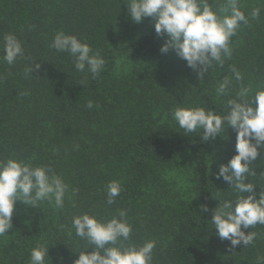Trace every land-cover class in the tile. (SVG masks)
<instances>
[{"label":"trees","instance_id":"obj_1","mask_svg":"<svg viewBox=\"0 0 264 264\" xmlns=\"http://www.w3.org/2000/svg\"><path fill=\"white\" fill-rule=\"evenodd\" d=\"M206 2L218 14L226 4ZM123 3L127 0H0V57L7 34L24 51L13 65L0 61V160L48 166L69 186L62 208L47 201L37 208L16 202L13 229L0 236V264H30L31 249L40 245L49 246L45 264H58L59 257L73 264L75 253L89 247L75 235L73 217L107 221L119 218L121 210L132 227L121 243L156 241L152 264H258L264 258V225L242 228L257 236L233 248L208 222L218 200L237 195L216 179L218 165L235 154V132L228 128L204 142L203 130L186 135L171 113L204 106L223 116L242 85L253 92L264 88V0H239L249 23L232 38L231 58L210 68L203 80L174 52L162 54L164 40L149 18L133 23ZM61 31L100 53L105 65L98 76L76 71L73 57L51 47ZM33 62L39 71L26 75ZM233 68L243 80L233 78L228 95L217 97L216 86L232 77ZM251 171L245 183L264 190V157L252 162ZM111 181L120 183L121 192L108 204Z\"/></svg>","mask_w":264,"mask_h":264},{"label":"clouds","instance_id":"obj_2","mask_svg":"<svg viewBox=\"0 0 264 264\" xmlns=\"http://www.w3.org/2000/svg\"><path fill=\"white\" fill-rule=\"evenodd\" d=\"M123 4L133 23L139 24L149 18L156 35L164 40L160 52H174L196 73L198 80H203L214 65L222 67L225 60L231 58L232 38L240 27L249 23L240 10L239 0H226L219 14L206 0H127ZM259 13L260 9H253L251 17L255 19ZM3 40L4 55L0 61L13 65L18 57L24 55L22 44L14 34L5 35ZM51 47L73 57L74 68L78 72L87 70L95 77L105 65L99 52H93L86 42H81L74 35L58 32ZM33 64L26 69V75L33 70L39 71L40 64L36 63L34 67ZM233 78L238 82L243 80L242 74L233 68L232 77L225 76L216 86L217 97L228 95ZM86 107L92 109L93 103L89 101ZM227 108L223 116L204 106L177 107L171 115L186 135L203 130L204 142L220 137L228 128L235 132V154L227 163L218 165L216 179L227 183L228 189L237 195L234 200H218L219 204L212 209L211 220L208 221L218 238L229 241L234 248L250 245L257 236L254 231L245 234L242 228L264 225V190L257 192V186L245 183L249 175L255 174L251 171L252 162L258 156L264 157L261 156L264 153V88L253 92L250 87L242 85L236 97L227 100ZM68 187L63 178L48 166L33 167L13 158L0 160V236L13 229L16 202L37 208L39 202L47 201L56 208H62ZM120 192L118 181L109 182L107 203H114ZM199 207L201 211L209 212L207 206ZM118 217L107 221L88 214L73 217L75 235L89 245L75 253L78 258L73 264H152L156 241L124 247L121 241L129 240L132 227L127 223L125 211L121 210ZM89 248L91 252L86 251ZM48 250L49 246L45 245L32 248L30 264H45ZM58 264H63V257L58 258ZM258 264H264V258H258Z\"/></svg>","mask_w":264,"mask_h":264},{"label":"rangeland","instance_id":"obj_3","mask_svg":"<svg viewBox=\"0 0 264 264\" xmlns=\"http://www.w3.org/2000/svg\"><path fill=\"white\" fill-rule=\"evenodd\" d=\"M174 63H177L178 61H173ZM181 180V179H180Z\"/></svg>","mask_w":264,"mask_h":264}]
</instances>
